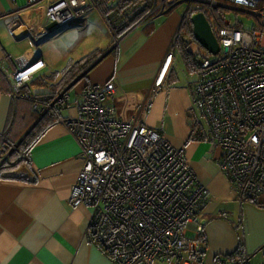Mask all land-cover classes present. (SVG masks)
Here are the masks:
<instances>
[{"label": "crops", "instance_id": "obj_1", "mask_svg": "<svg viewBox=\"0 0 264 264\" xmlns=\"http://www.w3.org/2000/svg\"><path fill=\"white\" fill-rule=\"evenodd\" d=\"M151 1L147 0V5ZM97 3L99 11L79 30L50 27L43 0L39 4L0 0V136L9 147H18L27 135L37 137L29 145L28 158L22 161L15 154L9 164H0V264H115L86 238L92 207L69 203L82 159L77 140L59 122V118L79 115L77 105L86 86L108 80L113 81L115 92L106 102L116 116L130 119L139 114L142 124L157 130L173 146L183 147L188 165L208 188L184 229L185 237L193 244L198 241L201 251L200 261L190 264H217V256L237 257L236 251L246 264H264V193L256 203L239 200L234 185L219 169L220 149L207 143V121L190 99L197 56L194 69H189L174 47L161 84H154L185 9L174 6L166 12L155 11L142 22L128 15L130 22L120 24L109 20L117 0ZM196 7L207 9L198 3ZM139 9L137 18L148 8ZM208 21L212 28L214 19ZM14 22L21 37L24 34L18 41L7 29ZM122 31L125 33L115 43L116 34ZM192 44L190 50L201 54L192 49ZM95 51L99 52L96 61L68 88V100L55 107L53 121L45 129H35L42 115L36 111L34 100L44 95L46 87L30 82L15 97L1 65L14 69L13 56L25 53L44 61L45 67L36 75L43 77L77 55ZM123 95L130 99L123 101ZM201 132L202 138L198 136ZM24 150L22 153L27 154ZM151 264L183 263L175 258Z\"/></svg>", "mask_w": 264, "mask_h": 264}, {"label": "built area", "instance_id": "obj_2", "mask_svg": "<svg viewBox=\"0 0 264 264\" xmlns=\"http://www.w3.org/2000/svg\"><path fill=\"white\" fill-rule=\"evenodd\" d=\"M43 1L48 22L79 30L85 28L88 13L96 8L93 0ZM120 1L112 8L109 20L128 24L130 19L148 20L155 11L166 12L179 0H152L148 5L147 0ZM188 1L206 6L219 42L217 54L196 60L191 102L207 121V143L220 149L219 169L234 185L239 200L256 203L264 193V0ZM39 2L28 0L29 4ZM139 8L148 9L137 18ZM224 9L249 12L258 26L237 27V21L226 19ZM128 15L136 17L127 20ZM7 29L13 40L24 37L16 22ZM172 56L170 47L155 86L161 84ZM13 60L14 69L1 68L16 97L45 63L25 53L13 56ZM113 92L112 80L93 83L82 93L79 115L59 118L79 144L82 167L69 203L92 207L86 238L115 264H151L175 258L183 264L198 263L199 244L188 240L184 229L208 188L188 165L183 147L173 146L157 130L142 124L139 114L130 119L116 116L106 102ZM124 95L123 101L130 99ZM68 97L64 89L50 103L41 106L36 101L35 107L42 115L53 105H64ZM4 143V136H0V164L18 148L10 145L6 149ZM21 157L28 158L27 154ZM216 262L227 264L221 256Z\"/></svg>", "mask_w": 264, "mask_h": 264}, {"label": "trees", "instance_id": "obj_3", "mask_svg": "<svg viewBox=\"0 0 264 264\" xmlns=\"http://www.w3.org/2000/svg\"><path fill=\"white\" fill-rule=\"evenodd\" d=\"M96 3V7L99 6L97 3L98 0H93ZM102 1V0H101ZM121 1L117 0L116 5H120ZM106 10L108 12L107 7H102V10ZM105 11V12H106ZM196 11H202L206 17L212 21V17L210 16L209 12L205 8H198L196 6H193V4L189 3L187 4L185 11L183 12V17L181 20V23L179 25V28L175 34V39H174V44H171L172 49L175 47V49L178 51L180 54L184 64L189 68V69H194V60L196 57V60L198 57H200L201 54L194 53L190 50L189 46L196 42L193 36V31H192V24L190 22V15L193 12ZM237 27L242 26L239 22L236 23ZM213 27V26H212ZM121 29V28H120ZM119 29V30H120ZM128 29V28H127ZM214 30V27H213ZM126 31V30H125ZM125 31H122L124 33ZM197 43V42H196ZM99 52H93L91 54H87L86 56H82L79 59H70L65 66L59 69H54L51 70L49 73H46L41 76H35L31 83L37 85V86H45L46 89L44 90V95L39 97L37 99V102L42 106L46 104L47 102H51L53 98L62 90L70 88L77 80L84 75V72L86 68L93 63V61L96 59L98 56ZM203 56V55H201ZM41 77V78H40ZM89 86H86L88 88ZM85 88V89H86ZM36 100H34V103ZM57 105H53L52 108L48 109L44 114H42L40 120L38 123L35 125V129L40 127L45 129L46 126H48L54 119V113L57 109H55ZM41 109V107H39ZM39 109L37 108L36 111ZM38 115V114H37ZM33 128V129H34ZM32 131V130H31ZM30 131V132H31ZM29 132V133H30ZM203 133L198 134L199 137H201ZM202 138V137H201ZM37 137H30V135H27L18 145L17 152H11L9 155L7 162L8 164L11 162V159L14 158V155H20L23 154L21 151L22 149L27 150V156H28V148L30 147L29 145L33 144ZM6 149L10 148L6 143L3 144ZM20 148V149H19ZM24 150V151H25ZM22 161L24 160V157H21ZM21 160V159H19ZM4 163L1 164L3 166ZM201 243L203 242V239L200 238ZM237 254V257L233 255V257H228V255H225L223 260L228 264L231 262V264H246L247 262L243 261L242 257L239 258L238 252H235ZM247 258V257H246Z\"/></svg>", "mask_w": 264, "mask_h": 264}, {"label": "water", "instance_id": "obj_4", "mask_svg": "<svg viewBox=\"0 0 264 264\" xmlns=\"http://www.w3.org/2000/svg\"><path fill=\"white\" fill-rule=\"evenodd\" d=\"M190 22L193 28V36L199 45L210 54H217L219 51V42L205 14L202 11L193 12L190 15ZM55 25V22L49 23L50 27ZM33 125L29 128L31 129Z\"/></svg>", "mask_w": 264, "mask_h": 264}, {"label": "rangeland", "instance_id": "obj_5", "mask_svg": "<svg viewBox=\"0 0 264 264\" xmlns=\"http://www.w3.org/2000/svg\"><path fill=\"white\" fill-rule=\"evenodd\" d=\"M187 4H189L188 0H179L174 6L180 8V11H182V10L185 9ZM191 4H193V6L197 5V3L193 2V1L191 2ZM181 8H182V10H181ZM98 11H99V8H94L93 10H91L89 12V14H88V21L90 20L91 16L93 17L94 15H96V13ZM224 14H225L227 19L231 20L232 22H234V21L240 22L244 27L256 28L258 26L256 17L254 15H252L251 13H249V12L231 10V9H224ZM213 27H214V30H215L216 29V25L214 23H213ZM124 33L119 32V34H116L117 38L115 39V43H116V40L119 39ZM192 49L195 50L196 52H200L201 55H204V56H207V57L211 56V54L209 52L204 51V49L201 48L196 43L192 44ZM83 55L84 54L77 55L74 58L78 59V58H80Z\"/></svg>", "mask_w": 264, "mask_h": 264}, {"label": "flooded vegetation", "instance_id": "obj_6", "mask_svg": "<svg viewBox=\"0 0 264 264\" xmlns=\"http://www.w3.org/2000/svg\"><path fill=\"white\" fill-rule=\"evenodd\" d=\"M85 205V204H84ZM89 206V205H88ZM74 207V206H73ZM91 207V206H90ZM92 213V212H91ZM91 216V215H90ZM198 242V241H197Z\"/></svg>", "mask_w": 264, "mask_h": 264}]
</instances>
